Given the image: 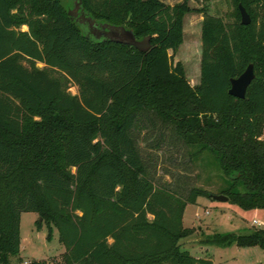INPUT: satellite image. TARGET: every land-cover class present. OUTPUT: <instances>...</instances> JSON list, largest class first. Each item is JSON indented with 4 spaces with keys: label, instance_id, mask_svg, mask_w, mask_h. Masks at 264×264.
I'll return each mask as SVG.
<instances>
[{
    "label": "trees",
    "instance_id": "1",
    "mask_svg": "<svg viewBox=\"0 0 264 264\" xmlns=\"http://www.w3.org/2000/svg\"><path fill=\"white\" fill-rule=\"evenodd\" d=\"M76 1L99 24L149 37V50L94 39L68 14ZM226 1L227 20L198 10L192 86L168 54L182 44L187 2L0 0V264L19 255L28 212L65 249L59 261L30 264H212L184 250L194 230L182 218L197 198L216 195L157 183L153 155L140 147L150 131L174 135L191 166L214 170L227 202L264 215V0ZM249 64L255 78L235 98L230 80ZM199 243L264 249V226Z\"/></svg>",
    "mask_w": 264,
    "mask_h": 264
},
{
    "label": "rangeland",
    "instance_id": "2",
    "mask_svg": "<svg viewBox=\"0 0 264 264\" xmlns=\"http://www.w3.org/2000/svg\"><path fill=\"white\" fill-rule=\"evenodd\" d=\"M63 1L65 7L68 8L69 0ZM160 1L170 6L187 2L188 6L194 10L184 17L182 44L175 54L172 51H168V54L173 64L180 62L183 65L189 83L192 86L197 85L200 82L201 24L203 20L202 14L198 10L205 7L209 13L219 15L227 20L225 15L229 12V4L226 0ZM21 29L27 30L26 27ZM37 67L42 68L43 64L38 63ZM68 92L77 95V87L71 84ZM262 139L264 140V136ZM157 142H159L158 148L155 147ZM140 147L153 155L157 183L173 181V184L178 185V188L185 192L196 187L218 195L217 188L221 184L218 174L211 169L191 166L185 150L187 148L174 135L164 130L160 133L150 131L147 140L141 142ZM170 172L174 173L175 179L167 174ZM38 221L39 217L35 213L21 214L20 252L17 257L11 259V264L42 260L50 263L60 260L65 249L59 242L58 232L53 229L52 237L48 240L46 224L41 221V229H38L36 225ZM253 221H264L261 210L245 211L229 202H218L214 199L199 197L194 205H188L184 211L183 225L192 228L194 234L181 240V243L184 250L189 251L192 256L208 259L212 264H264V249L258 247L241 248L236 245L220 247L199 243L204 236L246 233L253 228H259Z\"/></svg>",
    "mask_w": 264,
    "mask_h": 264
},
{
    "label": "water",
    "instance_id": "3",
    "mask_svg": "<svg viewBox=\"0 0 264 264\" xmlns=\"http://www.w3.org/2000/svg\"><path fill=\"white\" fill-rule=\"evenodd\" d=\"M241 23L248 25L250 17L243 6L239 5ZM69 16L75 18L80 24L86 25L89 34L96 40L103 42L119 43L136 48L141 52L148 51L150 48V38L146 37L142 40H137L133 31L123 26L109 25L107 23H97L94 19L87 17L80 9L79 1L75 2V7L69 11ZM255 78L253 65L249 64L244 72L237 78L230 80L229 94L235 98L243 99L247 88ZM213 199L218 202H227L228 198L223 195L213 196ZM42 219L39 218V222Z\"/></svg>",
    "mask_w": 264,
    "mask_h": 264
},
{
    "label": "built area",
    "instance_id": "4",
    "mask_svg": "<svg viewBox=\"0 0 264 264\" xmlns=\"http://www.w3.org/2000/svg\"><path fill=\"white\" fill-rule=\"evenodd\" d=\"M255 225H257L259 228H262L264 226V221H253ZM22 264H30L28 261L22 262Z\"/></svg>",
    "mask_w": 264,
    "mask_h": 264
}]
</instances>
